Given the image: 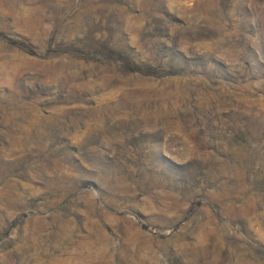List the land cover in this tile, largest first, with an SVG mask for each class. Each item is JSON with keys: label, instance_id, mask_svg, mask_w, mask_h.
Returning a JSON list of instances; mask_svg holds the SVG:
<instances>
[{"label": "rangeland", "instance_id": "374dc122", "mask_svg": "<svg viewBox=\"0 0 264 264\" xmlns=\"http://www.w3.org/2000/svg\"><path fill=\"white\" fill-rule=\"evenodd\" d=\"M0 264H264V0H0Z\"/></svg>", "mask_w": 264, "mask_h": 264}]
</instances>
